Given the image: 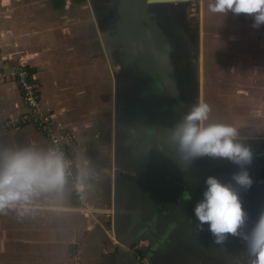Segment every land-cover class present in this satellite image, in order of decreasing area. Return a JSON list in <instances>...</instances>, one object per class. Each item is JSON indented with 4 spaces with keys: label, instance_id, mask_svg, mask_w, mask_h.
Returning <instances> with one entry per match:
<instances>
[{
    "label": "crops",
    "instance_id": "0c3cea01",
    "mask_svg": "<svg viewBox=\"0 0 264 264\" xmlns=\"http://www.w3.org/2000/svg\"><path fill=\"white\" fill-rule=\"evenodd\" d=\"M212 2L200 0L201 100L212 108L209 122L236 127L238 138H261L264 25L254 28L244 14L212 13ZM91 6L90 0H0V70L21 65L34 73L43 109L53 115L62 140L70 137L72 160V177L60 195L37 198L23 215L16 209L0 214V264H7L8 255L20 261L27 248L32 264L72 258L77 264H138L135 250L110 243L106 235L114 204V80L111 71L109 105V83L103 86L109 63ZM28 109L17 80L0 79V119ZM28 146L47 149L50 143L32 124L0 131V151ZM81 154L92 169L83 187L75 167ZM75 185L92 214L76 201Z\"/></svg>",
    "mask_w": 264,
    "mask_h": 264
},
{
    "label": "water",
    "instance_id": "95a60500",
    "mask_svg": "<svg viewBox=\"0 0 264 264\" xmlns=\"http://www.w3.org/2000/svg\"><path fill=\"white\" fill-rule=\"evenodd\" d=\"M171 5L164 0H153L150 4L146 0H116L114 24L108 27L100 23L95 8L91 6L113 80V51L117 47L126 57L137 60L138 69L150 80L141 87L139 100L133 106L120 104L123 109L120 115L115 77L111 125L113 167L125 170L126 175H136L130 179L120 178L114 170V204L106 235L110 243L126 249L132 248L140 239L145 240L146 243L135 252L138 264H249L250 257L243 239L228 236L223 244H216L206 224L203 230L197 227L198 221L193 214L194 206L202 199L205 178L215 176L229 183L232 174L239 170L237 166L226 160L205 157L194 161L187 171H181L182 165L175 153L163 150V130L170 129L191 105L201 100L200 39L190 57H181L180 65H177L173 58L175 47L170 38L162 33L156 21L150 19L153 8H169ZM187 60L189 62L185 63ZM156 83L160 88L155 86ZM150 110L154 112L152 124L149 122ZM134 111L139 116L134 120L139 126L137 133L128 124L135 118ZM142 121L153 129L150 137L159 147L155 153L149 151L148 134ZM119 136L123 137L122 143H125L124 138H136L140 149L137 154L139 170L127 164L126 155L118 152ZM238 140L253 153L252 163L247 168L254 181L252 187L244 191L232 182L240 192L248 214L245 225L239 230L240 235H244L251 231L264 211V148L262 138Z\"/></svg>",
    "mask_w": 264,
    "mask_h": 264
},
{
    "label": "clouds",
    "instance_id": "9594fccd",
    "mask_svg": "<svg viewBox=\"0 0 264 264\" xmlns=\"http://www.w3.org/2000/svg\"><path fill=\"white\" fill-rule=\"evenodd\" d=\"M152 2L146 0V3ZM164 2L180 5L186 0ZM209 11L244 14L252 17L254 28L264 25V0H214L209 4ZM211 112V106L202 100L191 105L170 129L163 130V150L175 153L182 165L181 171H187L194 161L205 157L226 160L237 166L239 170L232 174L229 183L215 176L205 178L206 187L193 214L199 229L207 225L214 243L223 244L228 236H239L247 245L249 264H264V211L251 231L240 235L248 214L240 192L232 186L234 182L244 191L252 187L254 181L247 168L252 163L253 153L250 147L239 142L236 127L209 122ZM75 167L77 182L83 187L84 181L92 175L90 161L81 154ZM69 175V161L57 147L28 146L0 151V214L16 209L23 215L37 198L60 195Z\"/></svg>",
    "mask_w": 264,
    "mask_h": 264
},
{
    "label": "flooded vegetation",
    "instance_id": "af4514ba",
    "mask_svg": "<svg viewBox=\"0 0 264 264\" xmlns=\"http://www.w3.org/2000/svg\"><path fill=\"white\" fill-rule=\"evenodd\" d=\"M90 2L98 14L100 23L104 27L114 24L116 0H90ZM151 13L153 16L150 19L156 21L162 33L170 38L171 43L174 45L175 52L173 58L177 65H180L181 57L189 58L197 41L200 39V0H189L184 4L171 5L169 8H153ZM184 41H186V43H184ZM184 44H186L185 47ZM113 54L114 63L112 66L114 68V81L116 77L118 84L116 87L118 107H120L121 103H124L125 106H133L134 102L139 100L141 87H144L146 83L150 82V80L147 79V75L143 74L142 71L138 69L137 60L126 57L124 52H121L118 47L114 48ZM188 62L189 61L187 60L185 63ZM155 86L160 88L158 83H156ZM122 110L121 107L118 108V114L121 115ZM133 114L135 118H133L128 124H130V126L133 127L134 132L137 133L139 131V126L134 120L138 119L139 116L135 111ZM150 116L151 121L149 122L152 124V121L154 120V112L152 110H150ZM141 123L142 127L148 134L147 145L149 151L155 153L154 150L158 151L159 147L150 137L153 129L147 126L145 121H142ZM120 134H122V130L119 132V135ZM119 137L118 152L126 155L125 158H127V164L132 165L133 168L139 170L141 166L137 154L140 152V149L136 144V138L134 140L129 137L124 138L126 141L124 140L125 143H122L123 140L121 139L123 137ZM114 170H117V177L120 178L127 177L130 179L132 176L136 175L134 173H129L130 176L126 175V171L119 167Z\"/></svg>",
    "mask_w": 264,
    "mask_h": 264
},
{
    "label": "built area",
    "instance_id": "2783aa9c",
    "mask_svg": "<svg viewBox=\"0 0 264 264\" xmlns=\"http://www.w3.org/2000/svg\"><path fill=\"white\" fill-rule=\"evenodd\" d=\"M7 76H12L17 80L21 95L29 109L13 118L0 119V131L4 129H18L27 124H32L48 139L50 147H57L64 153L66 159L69 161V176L72 177L70 169L72 160L68 149V139L70 137L66 136L67 141L62 140L53 115L43 109L34 73L24 66L16 65L9 72L0 70V79H5ZM261 138L264 144V135ZM73 195L76 201L81 203V208L84 211L88 214L93 212V208L87 201L83 200L81 191L76 185L73 189ZM145 243V240L140 239L132 246V249L136 250Z\"/></svg>",
    "mask_w": 264,
    "mask_h": 264
},
{
    "label": "rangeland",
    "instance_id": "374dc122",
    "mask_svg": "<svg viewBox=\"0 0 264 264\" xmlns=\"http://www.w3.org/2000/svg\"><path fill=\"white\" fill-rule=\"evenodd\" d=\"M86 4H87V11L89 12L88 2H86ZM104 60H105V58H104ZM110 72H111L110 66L109 67L107 66V68H103V76H104V78H103V86H104V88L108 85V83L110 81L109 80V73ZM110 84H111V82L109 83V85L107 87V91L108 92L107 93H104V100L107 101L109 105H110V102H109L110 101V96H109V93H110L109 92ZM212 116H213V111L210 113V118ZM11 225L13 226V224H11ZM12 240H14V239H12ZM31 250H32V248H27L26 250H24L23 257L21 258L20 261L15 260V256L14 255H12V256L8 255V262H7V264H32L33 262L30 259V255L27 254V252H29V251L31 252ZM18 255H19V253L16 254V257H19ZM67 264H77V263L72 258V260H70L69 263H67Z\"/></svg>",
    "mask_w": 264,
    "mask_h": 264
}]
</instances>
